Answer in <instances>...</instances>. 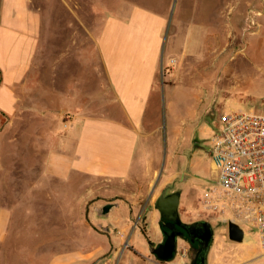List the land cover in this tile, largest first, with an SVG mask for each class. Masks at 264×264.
<instances>
[{
  "label": "rangeland",
  "instance_id": "rangeland-1",
  "mask_svg": "<svg viewBox=\"0 0 264 264\" xmlns=\"http://www.w3.org/2000/svg\"><path fill=\"white\" fill-rule=\"evenodd\" d=\"M32 1L44 21L32 73L19 91L24 113L9 126L0 113V130L9 129V139L19 131L24 144L18 148L16 142L6 144L9 139H0V165L14 178L0 187V203L7 202L14 215L7 240L0 244V264H53L59 253L74 255L73 264H93L97 259L81 257L107 244V237L95 234L86 218L88 205L101 197L98 187L86 175L71 174L65 179L50 174L48 155L66 140L68 149H73L72 135L81 119L122 116L98 50L104 20L125 18L141 7L165 14L169 21L174 0ZM227 1L177 0L172 22L211 19L218 28V41L215 48L210 44L211 49L205 43L199 58L190 57L181 64L176 60L169 73L179 68L177 81L167 79L169 73L161 66L154 101L146 114V128L154 134L141 154L144 167L136 177L139 181L145 177L153 194L161 195L165 189L186 191L196 206L202 186L210 184V140L221 127V110L264 109V21H248L257 15V8L264 11V0H251L252 5L237 9L226 7ZM231 1L235 5L238 0ZM232 15L233 26L226 22L233 20ZM244 28L260 31L251 36ZM177 56L181 58L180 53ZM176 82L183 87H165ZM190 112H195L194 118ZM195 217L196 210L186 218ZM218 227L214 224L212 246L216 249L214 258L208 256V264H240L244 250L229 247L232 244L222 238ZM180 238V242L188 241ZM146 239L138 232L132 234L134 247L143 254L148 253ZM255 242L245 244L256 252L243 264H264V249ZM182 248L178 243V250ZM194 255L190 244L187 264H193Z\"/></svg>",
  "mask_w": 264,
  "mask_h": 264
},
{
  "label": "crops",
  "instance_id": "crops-1",
  "mask_svg": "<svg viewBox=\"0 0 264 264\" xmlns=\"http://www.w3.org/2000/svg\"><path fill=\"white\" fill-rule=\"evenodd\" d=\"M32 2L0 0V113L7 118L8 126L24 113V103L21 102L19 91L24 89L26 80L32 73V64L39 45L41 21H44L42 11L35 8ZM252 4L251 0H238L234 5L230 0L225 5L237 9ZM257 10V15L248 21H264V11L260 8ZM230 19L233 20L226 22L233 26L235 17L232 15ZM104 21L98 38V50L122 109V116L81 119L72 135L73 149H68L66 140L59 150H50L48 172L65 179L71 174L86 175L98 187L97 192L101 197L88 205L86 218L95 234L101 233L107 237V244L95 248L92 253L81 258L97 259L93 264H161L164 261L158 259L151 251L152 246L163 240L161 214L155 207L160 195L153 194L154 189L145 177L140 181L136 178L141 167H144L141 154L145 153L147 143L154 134L153 130L146 128V114L158 88L162 56L164 61L175 58L180 64L190 57L199 58L205 43L209 42L210 49V44L212 48L216 47L218 28L216 22L211 19L208 22L174 19L166 36L168 17L141 7L132 9L125 18L109 16ZM244 30L251 36L260 31L246 28ZM177 53L181 54V58ZM225 70L228 71L229 66H225ZM178 72L179 68L169 73L166 78L177 81L175 79ZM166 86L173 90L183 87L177 82L174 85L167 83ZM189 115L194 118L195 112H190ZM9 133V129H1L0 139H9ZM21 134L18 131L6 144L16 142L18 148H23ZM153 157L152 154L150 160ZM167 161L171 162V155ZM13 179L5 166L0 165V187L8 185ZM188 195V192L182 191L179 213L182 221L193 223L196 219L190 220L186 217L196 210V203ZM106 204H112V209L107 214H102L100 209ZM12 216L14 215L7 202H1V245L7 240ZM99 216L108 220L104 222L103 218L98 219ZM218 230L223 232L222 238L228 239V243L232 244L229 247L244 250L240 264L245 262V258L255 254L256 248L245 245L253 244L254 239L252 242H235L229 239L226 229L218 227ZM134 232L147 238V254L134 247ZM180 239L179 237V245L189 248L190 243L183 239L180 242ZM255 243L259 245L257 241ZM211 247L208 256L214 258L216 246L214 250L212 245ZM0 254L3 255V249ZM67 255L68 261H65ZM75 260L77 258L72 254L59 253L53 264L59 261H63L61 264H73Z\"/></svg>",
  "mask_w": 264,
  "mask_h": 264
},
{
  "label": "built area",
  "instance_id": "built-area-1",
  "mask_svg": "<svg viewBox=\"0 0 264 264\" xmlns=\"http://www.w3.org/2000/svg\"><path fill=\"white\" fill-rule=\"evenodd\" d=\"M175 62L169 59L163 71ZM220 122L210 140V184L202 186L195 219L227 231L233 221L264 249V110L222 109ZM175 257L161 264H187L188 248H177Z\"/></svg>",
  "mask_w": 264,
  "mask_h": 264
},
{
  "label": "water",
  "instance_id": "water-1",
  "mask_svg": "<svg viewBox=\"0 0 264 264\" xmlns=\"http://www.w3.org/2000/svg\"><path fill=\"white\" fill-rule=\"evenodd\" d=\"M177 4V0H174L168 27L166 31V36L169 31V26L172 22V16L175 11ZM164 64V56H162V63L161 66ZM180 196L181 193L179 191L170 193V194H161L155 202V207L160 211L161 220L162 221H173L178 225H182L183 227H190L191 225H198L201 224L204 228V248H203V263L207 264V256L211 245L214 241V232L215 229L212 223L208 220H200L196 221L195 223H186L182 221L179 213V203H180ZM112 209V204H106L101 209L100 212L102 214H107ZM178 237H184L183 231L173 230L168 235H164L163 241H161L158 245L152 246L151 251L152 253L162 261H169L172 260L177 252V242ZM228 237L230 240L235 242H244L246 236L245 232L241 228V226L233 221L229 222L228 225Z\"/></svg>",
  "mask_w": 264,
  "mask_h": 264
},
{
  "label": "flooded vegetation",
  "instance_id": "flooded-vegetation-1",
  "mask_svg": "<svg viewBox=\"0 0 264 264\" xmlns=\"http://www.w3.org/2000/svg\"><path fill=\"white\" fill-rule=\"evenodd\" d=\"M182 194L181 190H177ZM176 192V191H174ZM173 193V192H171ZM162 194H170L166 191V189L162 192ZM203 220V219H201ZM200 221V220H196ZM194 221L193 223H195ZM161 225H162V232H163V239L164 235H168L171 233L173 230L177 231H183L184 232V238H188L189 243L191 244V247L195 249V255H194V261L193 264H202L203 262V248H204V228L201 224L198 225H191L190 227H183L182 225H178L173 221H162L161 220ZM214 227V224H212ZM179 239V237H178ZM163 241V240H162ZM160 243V242H159ZM158 243V244H159ZM156 244V245H158ZM178 246V242H177Z\"/></svg>",
  "mask_w": 264,
  "mask_h": 264
},
{
  "label": "bare ground",
  "instance_id": "bare-ground-1",
  "mask_svg": "<svg viewBox=\"0 0 264 264\" xmlns=\"http://www.w3.org/2000/svg\"><path fill=\"white\" fill-rule=\"evenodd\" d=\"M252 240H253V238H252V237H250V236H248L247 238H245V240H244V241H245V242H250V241L252 242Z\"/></svg>",
  "mask_w": 264,
  "mask_h": 264
},
{
  "label": "trees",
  "instance_id": "trees-1",
  "mask_svg": "<svg viewBox=\"0 0 264 264\" xmlns=\"http://www.w3.org/2000/svg\"><path fill=\"white\" fill-rule=\"evenodd\" d=\"M186 239L188 240V238L186 237Z\"/></svg>",
  "mask_w": 264,
  "mask_h": 264
}]
</instances>
